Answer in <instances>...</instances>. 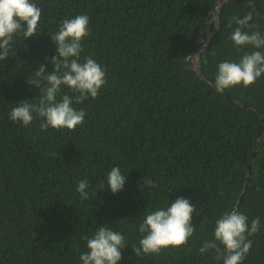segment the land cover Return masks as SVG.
<instances>
[{
  "label": "trees",
  "instance_id": "1",
  "mask_svg": "<svg viewBox=\"0 0 264 264\" xmlns=\"http://www.w3.org/2000/svg\"><path fill=\"white\" fill-rule=\"evenodd\" d=\"M35 2L42 10L37 35L15 36L16 54L0 62V264H82L84 237L101 225L125 237L118 264H223L215 249L199 248L214 239L216 220L233 210L242 189L236 210L249 226L259 217L260 229L246 234L252 247L241 264H264V74L248 87H214L219 63L264 52L236 47L230 34L238 25L228 26L251 12L256 27L243 31L264 35V0ZM77 15L89 17L91 32L79 62L94 59L107 81L97 98L73 103L85 110L84 122L73 131H42L36 114L27 127L12 121L20 101L39 102V89L27 80L41 63L52 71L50 35ZM64 94L73 95L62 85L57 100ZM115 166L125 184L113 194L100 185ZM145 177L156 187L143 188ZM79 180L88 182L87 200L76 191ZM178 197L196 209L187 244L136 256L138 225Z\"/></svg>",
  "mask_w": 264,
  "mask_h": 264
},
{
  "label": "clouds",
  "instance_id": "2",
  "mask_svg": "<svg viewBox=\"0 0 264 264\" xmlns=\"http://www.w3.org/2000/svg\"><path fill=\"white\" fill-rule=\"evenodd\" d=\"M41 12L35 0H0V62L16 54L12 47L15 36L20 35L27 39L37 35ZM251 20V12L242 18L233 16L229 20L230 28L233 21L238 25L230 34V39L236 47L251 45L255 49L264 48V35L258 31H243L245 28L256 27L249 23ZM88 25L87 15H77L61 21L58 31L50 35L56 45V54L50 58L52 71H47L46 65L41 63L35 69L33 78L27 80L29 85L39 89V102L34 104L29 100L20 101L9 113L12 121L21 122L27 127L34 119L33 114H36L40 118L39 127L42 131L49 127L73 131L84 122L85 110H76L72 107L73 103L80 104L89 96L97 98L99 90L107 82L104 68L94 59L85 57L83 63L79 62L83 51L82 41L91 34ZM262 74L264 52L253 51L245 53L239 62L219 63L214 86L217 92H223L238 84L248 87ZM62 85L67 86L73 95L64 94L57 100ZM106 180L107 183H101L100 188L107 185L115 194L123 189L125 175L115 166L108 172ZM146 187L154 188L156 184L145 177L143 188ZM87 188V180L78 181L76 191L82 200L89 198ZM195 210V206L187 198L178 197L170 206L146 214L138 225L139 232L143 234L139 247L132 246L135 255L159 254L162 249L187 244L195 231L192 224V214ZM259 229V217L252 219L249 226L245 214L237 210L225 212L215 222L214 239L206 240L199 252L204 254L209 249H215L216 259L222 258L223 264H241L252 247V240L247 239V236L254 235ZM84 239L88 251L80 255L82 264H118L122 259L121 249L127 246L125 237L120 232L103 225L91 238L86 236ZM217 241L224 246L223 253Z\"/></svg>",
  "mask_w": 264,
  "mask_h": 264
},
{
  "label": "water",
  "instance_id": "3",
  "mask_svg": "<svg viewBox=\"0 0 264 264\" xmlns=\"http://www.w3.org/2000/svg\"><path fill=\"white\" fill-rule=\"evenodd\" d=\"M225 2H233V3H236V4H242L243 0H219V3H220V4L225 3ZM215 13H216V15H218V10H216ZM209 24H211L210 21L208 22V25H209ZM218 25H219V24H218ZM205 44H206L207 47H208V45H209V41H206ZM202 50H203V48L198 50V53H197L198 56H200ZM186 62L188 63V60H187ZM199 62H200V58H199ZM198 73H199L200 75H202L201 72L198 71ZM214 87H215V86H214ZM222 93H223V92H222ZM237 104L242 105V106H245V105L241 104L240 102H237ZM260 116H261V119H262V121H263V123H264V116H262V115H260ZM257 150H258V147L256 148V151H257ZM253 159H254V158H252V161H253ZM251 173H252V163H251V164L249 165V167H248V180H249V178L251 177ZM243 197H244V189H242V192H241V195H240V199H239L237 205L233 208V210H236V209H238V208L240 207V205H241V203H242V201H243Z\"/></svg>",
  "mask_w": 264,
  "mask_h": 264
},
{
  "label": "rangeland",
  "instance_id": "4",
  "mask_svg": "<svg viewBox=\"0 0 264 264\" xmlns=\"http://www.w3.org/2000/svg\"><path fill=\"white\" fill-rule=\"evenodd\" d=\"M217 17L216 16H214V20L216 19ZM213 20V21H214ZM213 24V22H211V25ZM204 44H205V42H204ZM193 64H194V66L197 68L198 66H199V56H198V54L197 55H195V58H194V60H193Z\"/></svg>",
  "mask_w": 264,
  "mask_h": 264
},
{
  "label": "flooded vegetation",
  "instance_id": "5",
  "mask_svg": "<svg viewBox=\"0 0 264 264\" xmlns=\"http://www.w3.org/2000/svg\"><path fill=\"white\" fill-rule=\"evenodd\" d=\"M209 28H210V25H209Z\"/></svg>",
  "mask_w": 264,
  "mask_h": 264
}]
</instances>
